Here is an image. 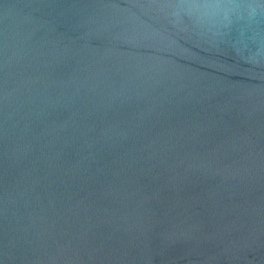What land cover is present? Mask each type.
I'll return each instance as SVG.
<instances>
[{
    "label": "water",
    "instance_id": "obj_1",
    "mask_svg": "<svg viewBox=\"0 0 264 264\" xmlns=\"http://www.w3.org/2000/svg\"><path fill=\"white\" fill-rule=\"evenodd\" d=\"M0 264H264V0H0Z\"/></svg>",
    "mask_w": 264,
    "mask_h": 264
}]
</instances>
